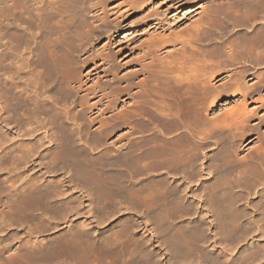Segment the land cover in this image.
<instances>
[{"label":"bare ground","instance_id":"1","mask_svg":"<svg viewBox=\"0 0 264 264\" xmlns=\"http://www.w3.org/2000/svg\"><path fill=\"white\" fill-rule=\"evenodd\" d=\"M115 1L0 0V264H264V0L122 74Z\"/></svg>","mask_w":264,"mask_h":264},{"label":"rangeland","instance_id":"2","mask_svg":"<svg viewBox=\"0 0 264 264\" xmlns=\"http://www.w3.org/2000/svg\"><path fill=\"white\" fill-rule=\"evenodd\" d=\"M121 1L124 0H117L113 3H109L110 6H115V4H119ZM203 1L204 0H146L137 7L136 10L131 8L128 3L120 10L117 18H115V16H109L107 18V24L110 28L107 32L108 36L105 37V34H102L95 42L94 48L107 44L112 53L116 57L119 56L117 61L121 62L122 65L126 62L132 63V65H129L120 74L129 72L136 66L135 60L141 55V51L139 50L144 45L149 44L153 39L173 36L178 34L177 31L187 29L186 27L190 26V22L197 14L196 11L198 6L201 5ZM157 48L160 49L161 46ZM168 49L171 48H166L161 53L157 50L152 52L151 55H164ZM261 130L264 131V126L261 127ZM252 144L253 143L250 145ZM250 145L243 148L244 152L248 151ZM94 156V159L98 158L97 154H94ZM88 202L87 197L84 196V209L81 211L84 215L81 214L82 216L76 217L75 223L82 222L85 220L84 217H87L86 219L88 221L92 220L91 214L85 212H87L89 208H91L92 211V205H94V203L92 202L91 205L88 206ZM121 218L122 217L119 216L116 217L110 222V225L116 224ZM157 244L158 242L156 243L154 241L152 247L155 245L157 251H159L161 248L158 247ZM161 251L164 253L163 248ZM163 256L162 257L165 258L167 254ZM165 260L166 258L163 259L164 262Z\"/></svg>","mask_w":264,"mask_h":264}]
</instances>
